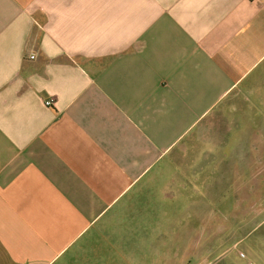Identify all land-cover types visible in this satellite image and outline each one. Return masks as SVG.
<instances>
[{
  "label": "crops",
  "instance_id": "1",
  "mask_svg": "<svg viewBox=\"0 0 264 264\" xmlns=\"http://www.w3.org/2000/svg\"><path fill=\"white\" fill-rule=\"evenodd\" d=\"M237 101L193 246L264 264V0H0V264H174L175 232L188 258L174 197L138 188Z\"/></svg>",
  "mask_w": 264,
  "mask_h": 264
},
{
  "label": "rangeland",
  "instance_id": "2",
  "mask_svg": "<svg viewBox=\"0 0 264 264\" xmlns=\"http://www.w3.org/2000/svg\"><path fill=\"white\" fill-rule=\"evenodd\" d=\"M238 103V104H237ZM232 104L237 106L239 102L236 103L229 102L226 104L223 110L219 113H216V118L210 121L208 127L199 134H192L189 138L184 142V147L181 151L175 152L171 155L165 164L160 166L156 172L149 175L147 180L144 181L143 185L138 188V191L143 193H147L150 195L156 194L167 195L168 197H174V200L166 201L168 203L173 202L175 205L174 210V225L178 227L183 224L184 220L189 219L191 225V238H192V246L190 248V256L183 260L179 255L183 252L181 247L182 240V232H175L176 239L175 243V252L176 257L174 258V264H216L221 261V259H225L227 257L235 259V261L245 262L238 258V251H242L246 254V249L239 243H226L221 248H208V249H200L198 246H193L194 244L198 245L199 238V213H198V191L200 188V183L198 182V165L203 162L205 159H208L210 155L216 154L215 148L213 145L217 144H225L230 146L232 142V138H241V137H233L230 133L231 127V119L234 120L236 116H239L237 111H233ZM245 106V105H244ZM246 110V108H244ZM244 116L246 112H243ZM250 113V112H249ZM249 113L247 115H249ZM241 115V114H240ZM250 121V120H248ZM247 119L244 117H240L238 125L239 127H245L249 125ZM235 123L236 120H234ZM256 131V130H255ZM257 137L255 136V139ZM227 154V153H225ZM213 158V157H212ZM195 167V168H194ZM202 186V185H201ZM204 186V185H203ZM215 186H220V184H214ZM226 186V185H221ZM211 189V188H210ZM184 193L188 195L191 194L190 203L191 209L187 210V214L185 215L182 212V203L186 204L189 202L188 200L183 201L182 196ZM165 197V196H164ZM244 206L239 209L238 212L233 213V217L238 219V223L242 224L246 221V206L245 201ZM160 203V201H159ZM228 204V203H225ZM170 215V214H169ZM204 217L209 218L208 213L204 214ZM215 217L212 218V220ZM228 218V217H227ZM209 221V219H207ZM230 218L227 220L223 219V224L230 222ZM188 222V220L186 221ZM211 222V221H210ZM209 223V222H208ZM213 224L215 222H212ZM219 221H217V224ZM179 236V237H178ZM180 244V246H178ZM247 256V254H246ZM127 264H135V263H127ZM143 264H163L159 259L156 261L153 258L151 262L150 258H146L143 260ZM168 264H172L171 262ZM242 264V263H241Z\"/></svg>",
  "mask_w": 264,
  "mask_h": 264
},
{
  "label": "built area",
  "instance_id": "3",
  "mask_svg": "<svg viewBox=\"0 0 264 264\" xmlns=\"http://www.w3.org/2000/svg\"><path fill=\"white\" fill-rule=\"evenodd\" d=\"M31 59L33 58V56L30 57ZM46 104L47 105H50L51 104V101L47 100L46 101ZM238 258L243 260L246 264H255L252 260H249L246 256V254L242 251H238Z\"/></svg>",
  "mask_w": 264,
  "mask_h": 264
}]
</instances>
